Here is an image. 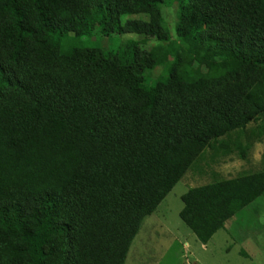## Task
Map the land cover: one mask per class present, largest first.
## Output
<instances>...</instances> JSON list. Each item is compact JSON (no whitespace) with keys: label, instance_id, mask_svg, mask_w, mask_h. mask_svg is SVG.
Masks as SVG:
<instances>
[{"label":"trees","instance_id":"16d2710c","mask_svg":"<svg viewBox=\"0 0 264 264\" xmlns=\"http://www.w3.org/2000/svg\"><path fill=\"white\" fill-rule=\"evenodd\" d=\"M263 137L264 0H0V264H126L208 152ZM263 197L218 179L179 217L207 245Z\"/></svg>","mask_w":264,"mask_h":264},{"label":"rangeland","instance_id":"374dc122","mask_svg":"<svg viewBox=\"0 0 264 264\" xmlns=\"http://www.w3.org/2000/svg\"><path fill=\"white\" fill-rule=\"evenodd\" d=\"M169 13V19H174L176 9ZM166 23L173 32L175 27L168 20ZM158 70L161 68H157L152 77H157ZM254 128H248L250 135ZM251 144L245 160L238 154L211 158L208 152L159 209L145 219L126 264H264V197L227 222L207 245L199 242L179 217L183 209L181 197L190 188L218 179L229 180L243 174L264 172V137Z\"/></svg>","mask_w":264,"mask_h":264}]
</instances>
